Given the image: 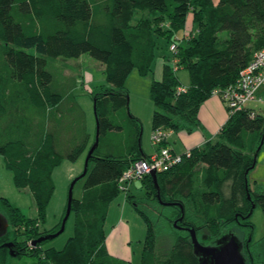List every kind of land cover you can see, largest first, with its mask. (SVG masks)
<instances>
[{
	"label": "trees",
	"instance_id": "trees-1",
	"mask_svg": "<svg viewBox=\"0 0 264 264\" xmlns=\"http://www.w3.org/2000/svg\"><path fill=\"white\" fill-rule=\"evenodd\" d=\"M145 11L150 19L134 20ZM189 15L195 29L184 35ZM160 39L166 47L161 78L152 77L149 84L151 129L199 130L202 103L220 97L264 48V0H0V156L14 186L27 188L37 207L33 218L0 197V212L22 236L18 242L7 229L0 237V264L22 255L33 258L30 264H122L105 249L104 223L121 191L117 179L131 161L149 156L140 147L141 124L129 112L125 80L133 68L141 76L152 72ZM81 54L102 63L105 79L87 92L95 106L91 132L77 102V78L52 61ZM178 69L188 72L186 86ZM96 120L98 144L78 179H83L81 194L71 201L73 234L60 249L43 248L47 240L33 245L58 230L62 217L52 228L40 227L54 192L53 171L63 161L86 156ZM259 145L258 154L264 113L243 107L228 115L214 140L190 148L189 155L182 152L178 163L158 171L156 184L150 174L143 176L144 197L125 196L146 228L140 264H198L189 228L217 236L232 213L238 219L245 212L234 203L224 205L221 184L228 178L233 186L242 181L246 193ZM255 201L264 213V196ZM6 242L13 243L14 255Z\"/></svg>",
	"mask_w": 264,
	"mask_h": 264
},
{
	"label": "rangeland",
	"instance_id": "rangeland-1",
	"mask_svg": "<svg viewBox=\"0 0 264 264\" xmlns=\"http://www.w3.org/2000/svg\"><path fill=\"white\" fill-rule=\"evenodd\" d=\"M148 18L150 19L147 11L138 12L134 16V20H145ZM191 18V15L187 17L185 23L186 26L183 32L185 33L184 35L190 34L191 30L195 29V26L191 23ZM221 35L225 36L226 32L221 33ZM165 47L166 43L160 39L159 46L155 48L152 72L150 74L141 76L136 68H133L125 80V88L128 91V109L131 115L135 116L140 121V143L141 148L146 153H150L154 150V145L151 141V117L153 104L149 97V84L152 77L154 79L161 78L163 64L162 55L165 52ZM27 51L33 52L34 50L30 48L27 49ZM52 61L63 67L64 74L76 77L77 81L80 83L76 88V93L78 95L77 102L85 110L87 127L91 132L94 125L93 106L92 102L90 103L89 101L90 99L85 98L87 95L84 93L86 90L90 91L96 89L99 85L105 83L102 63L88 54H81L77 58L68 59L59 57ZM36 63L39 64L40 60H37ZM176 74L183 85L189 82V75L186 69H178ZM259 94L264 98V89L257 93V95ZM250 105H252V108L256 111L264 113V100L260 102L252 101L250 102ZM215 138L216 136L214 139ZM168 139L170 142L175 141L174 146L176 148L183 145L179 135L175 132H171ZM102 140L103 139H101L100 147L98 148L99 153L103 151L102 148L105 140ZM83 155H81L75 162L63 161L54 169L52 174L54 192L47 205L46 224H44V226L40 225L41 229H43V227L48 229L54 227L58 224L59 219L63 217L61 215L65 212L67 189L72 179L82 172L83 159L85 157H83ZM256 160L257 163L255 167L248 173V186L246 193L243 186H241L242 181H236L235 186H233L232 178H228L221 184V190L226 199L224 205L227 207L229 203H234V207H242V209L245 210V212L242 213V215L248 219V228L246 229L245 239L249 238L250 240V258L251 263L253 264H258L260 259L264 258V213L255 201L258 197L264 196V146L261 148ZM197 168H199V165ZM82 184L83 179L78 180L74 184L73 196L78 197L80 195ZM145 192L146 188L142 187L140 180H134L129 188L127 190H121L109 205L108 216L104 223L106 247L110 249V252L114 254V256L116 255L122 259V264H140L143 241L146 235L145 224L140 214L133 208V205L130 202L125 200V196L127 194H132L134 199H141L144 197ZM247 195H249V199H247L248 201L246 202V197L248 198ZM0 197L7 198L11 204L19 207L24 214L33 218L37 216V207L31 193L27 188L19 189L14 186L12 174L4 167L1 156ZM0 211L3 212L2 210ZM230 216L233 220H224L222 222V225H225V228L228 226L239 227L238 221H245V219H235L234 213ZM120 221L123 223L122 233H118V235L113 234L108 238L110 230H112L113 227H117ZM199 222V225H201L202 221L200 220ZM73 223L74 216L73 214H70L65 223L63 232L52 239H48L42 244V247H53L55 249L62 248L67 239L73 234ZM8 229L11 231V234H16L14 235L16 236V241L22 239L19 227L16 226L15 229V226L9 224ZM235 229L236 228H233V230ZM31 262H33L31 256L22 255L12 264H30Z\"/></svg>",
	"mask_w": 264,
	"mask_h": 264
},
{
	"label": "built area",
	"instance_id": "built-area-1",
	"mask_svg": "<svg viewBox=\"0 0 264 264\" xmlns=\"http://www.w3.org/2000/svg\"><path fill=\"white\" fill-rule=\"evenodd\" d=\"M175 44L170 45L174 50ZM264 88V48L257 50L250 62L241 71L237 81L219 92L220 99L224 105L227 115H231L243 107H248L252 101H262L264 98L257 93ZM178 90H184L179 88ZM217 94V93H215ZM254 115V111H250ZM171 130L156 129L151 133V141L154 145V151L146 158H139L131 161L128 167L117 179L118 188L127 190L132 181L140 180L143 176L150 174L151 171H165L178 163L181 153L172 151L167 145L166 140ZM189 150L185 151L189 155Z\"/></svg>",
	"mask_w": 264,
	"mask_h": 264
},
{
	"label": "water",
	"instance_id": "water-1",
	"mask_svg": "<svg viewBox=\"0 0 264 264\" xmlns=\"http://www.w3.org/2000/svg\"><path fill=\"white\" fill-rule=\"evenodd\" d=\"M94 107L95 106L93 105V110H94ZM98 139H99V126L96 120L94 141L84 158L82 172L76 177H74L68 186L66 207H65L64 215L61 219L60 227L58 228V230H56L53 233H49L45 236H42V237H39L33 240L32 241L33 245H35L38 242L44 241V240L52 239L56 237L57 235H59L61 232H63L65 228V223L71 211V201L73 199L74 184L77 182L79 178L83 177L86 174L88 159L92 155V152L94 151V149L96 148L98 144ZM259 148H260V145L254 153V163H255ZM150 175L153 178V182L156 184L157 182L156 172L151 171ZM247 196L249 199V195ZM157 197L159 198L158 194H157ZM163 203L167 204L165 202ZM8 225L9 224H8L6 217L4 216L3 213L0 212V237L6 233L8 229ZM189 231L191 234V243L193 247V253L197 257L198 264H243V259H242V256L239 250V245L234 237L232 239L222 237L221 239L217 240V246H210V245H203L198 241L195 230L193 228H189ZM3 245L9 248V252L11 255L15 254L12 251V246H13L12 242H6Z\"/></svg>",
	"mask_w": 264,
	"mask_h": 264
},
{
	"label": "crops",
	"instance_id": "crops-1",
	"mask_svg": "<svg viewBox=\"0 0 264 264\" xmlns=\"http://www.w3.org/2000/svg\"><path fill=\"white\" fill-rule=\"evenodd\" d=\"M78 84H80V83L78 82ZM187 84H185L184 86H186ZM87 92L88 91L86 90L85 93L84 92L83 93L87 95ZM86 95H83V96H86ZM85 98H88V97H85ZM89 101L91 103V100H89ZM249 107H252V105L249 104ZM227 117H228L227 112H226L224 105L222 104L221 100L219 99V97L216 95H212L202 103V105L199 109V119H200L201 126H202L201 129L195 130V131L190 132V133L175 132L177 135H179L181 141L183 142V145H180L179 147L176 148L174 146L175 141L170 142L168 138L166 140V145L172 151H174L176 153H182V152L189 150L192 147L203 145L207 140H213L214 139V137L216 136L220 127L226 121ZM171 132H173V131H171ZM124 135L125 134H123V136ZM140 147H141V143H140ZM142 151L147 155H151L154 150L151 151L150 153H146L143 149H142ZM108 212H109V208L107 211V216H108ZM107 216H106V218H107ZM122 230H123V223H122V221H120L119 224L117 225V227H115V228L113 227V229L110 230L108 238L111 237L113 234H117V235H118V233L121 234ZM105 249L109 255H111L112 257L122 261V259H120L116 255L114 256V254H112L110 252V249L106 247V241H105ZM122 263H123V261H122Z\"/></svg>",
	"mask_w": 264,
	"mask_h": 264
},
{
	"label": "flooded vegetation",
	"instance_id": "flooded-vegetation-1",
	"mask_svg": "<svg viewBox=\"0 0 264 264\" xmlns=\"http://www.w3.org/2000/svg\"><path fill=\"white\" fill-rule=\"evenodd\" d=\"M238 219H245V221H238L239 227L234 226H228L224 228L217 236H212L208 233H197L196 236L198 238V241L203 245H210V246H217V240L221 239L222 237L232 239L233 237L237 241L239 245V250L243 259V264H253L251 263V253H250V247H249V238L245 239L246 237V229L248 228L247 224V218L238 213L237 214ZM233 228H236L233 230ZM258 264H264V258L260 259Z\"/></svg>",
	"mask_w": 264,
	"mask_h": 264
}]
</instances>
